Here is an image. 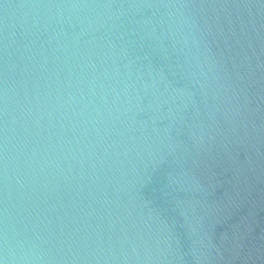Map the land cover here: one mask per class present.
<instances>
[{"label":"water","instance_id":"95a60500","mask_svg":"<svg viewBox=\"0 0 264 264\" xmlns=\"http://www.w3.org/2000/svg\"><path fill=\"white\" fill-rule=\"evenodd\" d=\"M0 264H264V0H0Z\"/></svg>","mask_w":264,"mask_h":264}]
</instances>
